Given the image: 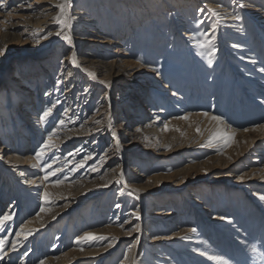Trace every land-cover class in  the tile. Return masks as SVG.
Segmentation results:
<instances>
[{
    "label": "rangeland",
    "instance_id": "1",
    "mask_svg": "<svg viewBox=\"0 0 264 264\" xmlns=\"http://www.w3.org/2000/svg\"><path fill=\"white\" fill-rule=\"evenodd\" d=\"M39 1L42 0H0V5H3L0 7V39L3 33L9 32L7 41L0 42V49H6L0 53V118L8 111L19 115L13 103L15 104L16 101L22 103L19 100L21 83L18 79L19 75L26 73L25 69L34 72L43 63L46 66L44 68L52 72L51 78L56 82L62 70V57L76 50L80 57L86 52L92 54L99 52L98 57L100 56L102 61L108 63L115 61L114 63L126 68L130 73L140 70L142 81L136 85L140 88L131 89L130 99L139 91L144 90V93L139 94L147 95V88L149 90L155 88L158 89L156 94L164 92L166 98L173 100L169 97L170 88H163L166 79L176 80L185 87L186 79H190L189 85H192L196 80L193 77L197 76L198 82L194 85V90L201 91L198 96L194 92L193 98L203 99L205 97L203 94L206 92L209 101L208 104L204 103L208 106L201 103L196 105L197 103L193 102L190 111L221 116L224 122L219 128L228 134L234 129L236 131L230 145H225L223 140H219L208 146V138L217 127L204 128L196 123L193 124L190 136H178L169 143L167 140H156L155 136H149L148 133L134 138L128 137L122 130L127 126L123 125L124 121L121 118L122 114L128 111V107L124 108L128 106L125 103L127 88L120 85L114 74L98 75L96 78L87 74L81 92H87L86 88L89 86L90 90L93 89V93L90 94L94 100L91 106H81L79 102L76 103L81 115L76 116L77 123L73 129L80 130L88 126L83 122H87L95 114L96 105L103 106L100 120L109 123V118L113 117L112 128L109 129L107 123L106 128L102 129L104 137L101 135L99 137V134L94 137H84L88 146L83 150L94 154L92 164L96 166L97 174L90 176L89 179L83 178L81 185H73L72 180L67 183L71 184L70 186L57 187L51 193L52 199L57 197L58 193H61L62 197L59 203L53 202L52 207L56 210L52 211L54 220L50 221L52 225H47L49 229L43 227L40 236L33 241H27L26 248L20 252L13 253L12 242L16 238L17 231L31 217L41 212L44 202H40L38 198L41 195L30 198L23 191L27 188L23 186V181L21 185L16 184L15 188H10L12 183L16 182V174L11 171L15 169L11 165L8 167L9 154H0V168L3 169L1 172H4L0 174L7 176L5 180H0V196L3 183L8 191V196L0 201V215L11 208V203L15 201V189H18L19 196L17 221L12 229L8 226L7 231L0 232V239L7 238L4 250L0 252V256L3 257L0 259V264H40L41 261L45 262L52 256L58 259L57 264H99L97 262L100 258L102 261L100 264H120L128 247L135 243L139 236L141 242L135 256L139 264H158L159 260L155 256L169 257L175 260L176 264H187L175 251L180 243H175L173 240L174 235L183 233V236L190 237L188 245H191L189 246L191 249L202 246L208 252V257L204 259L200 256L196 259L190 257L194 262L188 264H264V260L261 259L264 257V199L259 201L253 198L254 193L264 196V127H257L264 125L262 103L264 89H260V84L256 82L255 84L249 82L244 87L242 81L229 67V62L237 53L236 48H233L237 44L235 37L240 40L238 41L240 44L245 43V39L248 42L256 40L264 57V0H111L99 6L93 3L96 0H72L70 14L75 17L73 14L77 10L88 11L90 16L86 20L90 19L89 17L97 20L100 24L98 27L100 32L89 29L81 33V27H77V21L73 20L71 33L74 46H69L56 36L42 48L33 46L35 42L27 38V27L18 24L21 22V16L25 17L29 11L39 9ZM240 3L245 6L239 7ZM29 4L31 7L28 6ZM18 5L28 6L29 9L19 13ZM208 7L217 9L221 13L213 40L217 51L211 57L213 60L211 66L207 64V51L204 50L203 57L198 55L197 52L201 50L194 46L195 41H192L190 36L187 37L195 32L198 38L203 39L200 33L208 30L209 26L215 23L216 18L199 11ZM259 14L261 16H258ZM201 19L205 23L197 26V21ZM229 19H234L238 23V29L225 28L230 24ZM13 25L16 26L15 29H11ZM57 29L58 26L53 31ZM237 30L240 31V35L250 37L240 36ZM82 39L84 41H81ZM137 60L140 63H137ZM235 63L237 65V62ZM222 70L226 73L221 78L219 90L208 91L207 87L200 83L199 74L203 71H214L210 74H213L212 78L202 77L203 82L210 81V84L213 82L214 85L219 81ZM37 75L33 74L37 79H43V75ZM248 87L256 91L261 90L260 95H255L262 102H253L252 92ZM44 94L42 87L41 98ZM35 96H32V101L35 100ZM215 98L218 103L216 110L212 111V99ZM176 100L177 97L174 101ZM33 106L36 108L35 102L31 103L30 108ZM148 106L149 104L145 105L148 112L144 108L146 116H149ZM108 107L114 112H109ZM37 109L38 107L32 112H36L34 115H26L24 122L21 123L26 124L29 140L32 138L31 134H35L36 131L34 127L36 120L31 119L30 116L39 117L42 113L41 108ZM62 111L58 112L55 119L62 114ZM172 113L171 117H180L179 111ZM10 116L16 115L10 114ZM55 119L52 121L53 125L57 122ZM2 124H5L4 120ZM245 128L249 130L243 131ZM112 132L116 133V139L113 138ZM117 139L120 145L119 151L116 147ZM41 140L40 138L33 146L28 145L25 151L33 156ZM193 140H197L200 144L193 145ZM158 142H163L161 148H158ZM5 143L0 142V149ZM78 145L77 142L71 144L63 150V155ZM86 152H82V158L88 155ZM161 152H167V155H159ZM101 157L104 159L101 160ZM188 160L190 162H187ZM46 161L39 167H33L40 170L41 175H35L36 170L32 173L34 178H40L39 183L41 182L43 186L55 184L56 181L52 177L48 178V182L44 179L53 169L46 167L51 159ZM188 165L191 168L180 171ZM139 171L144 176H138ZM121 172L123 179L120 184H116L115 181L120 179ZM241 176L244 177L243 180L240 179ZM19 178L20 181L25 180L22 175H19ZM120 189H123L122 195ZM42 191L43 188L39 192ZM13 194L14 196L11 197ZM37 200L39 203L36 202ZM117 204L120 205L119 208L116 207ZM48 207L49 205L46 204L43 208ZM103 209L106 212L100 214V220L95 216L91 218L93 213ZM132 212L138 214L140 219L137 220L136 214H131ZM217 217L227 223L218 221ZM92 219L97 221H91ZM83 221H88L87 225L78 227ZM138 221L141 229L135 233L131 229ZM120 224H123V228ZM163 225L166 227H162ZM189 227L195 228L196 232L182 230ZM64 228L70 230L66 237L63 235L61 240L63 245L53 249L57 236H61ZM87 228L107 230L109 235L104 237L112 240V247H107L108 241L101 240L102 242L99 241L87 249H100L101 256L97 258L79 256L74 252V249H77L73 243L75 237ZM160 233H163L164 239L155 242ZM180 239L184 238L180 237Z\"/></svg>",
    "mask_w": 264,
    "mask_h": 264
},
{
    "label": "bare ground",
    "instance_id": "2",
    "mask_svg": "<svg viewBox=\"0 0 264 264\" xmlns=\"http://www.w3.org/2000/svg\"><path fill=\"white\" fill-rule=\"evenodd\" d=\"M106 1H111V0H100V1L96 0V1H93V3H95L96 6H99ZM59 2H60V0H42V1H39L40 6H39L38 10H36V11L31 10L29 12L27 11L29 14L25 17L20 15L22 19H21V22L18 24H20L19 26H26L27 27V38H29V40L33 41V43L35 42L33 44V46L37 45L40 48L45 47L49 43V41H52L56 38L55 32L58 29L56 31H53L57 27V25L54 23L52 18L56 15L57 9L52 7V6L59 3ZM28 9H29L28 6L18 5L17 12L23 13L24 11H26ZM32 11L34 12L33 14H32ZM73 15H75V18H76L75 21H77L76 26L81 27V30H80L81 33L84 32L85 30H89V29H94V30L96 29L100 32V30L98 29V27H100L99 26L100 24L97 20L91 19L93 17H89L90 19L86 20V18H88V16H90V15H88V11L77 10ZM258 16H261V15L259 14ZM229 20H231L230 24L228 23L229 25H226L227 27H225V28H227L228 30H231L232 28L238 29V23H236L234 21V19H229ZM240 23L242 24V22H240ZM15 28H16L15 25L11 26V29H15ZM48 31H51L53 34L51 36H49L48 39H43L44 34ZM237 33H239V35H240L239 30H237ZM8 35H9V32L3 33L2 38L0 39V42L5 43L7 41ZM231 35H233V34H231ZM188 36H190V35H187V37ZM240 36L250 37L248 35H240ZM234 39H235L237 44H236V46L234 45L233 48H236L237 53L235 55H233L234 56L233 60H231L229 62V64H230L229 67L232 69V73H235V76L239 77V80L242 81V82L241 81L240 82L243 83L242 85H244V87L246 85H248L249 82H250V84L256 82V83L260 84V87L257 85L260 89H264V57L261 54V48L259 47V44L257 43L256 40H252V41L248 42V41H246V39L244 40L245 43L240 44L238 42L240 40L236 39V37ZM81 41H84V39H82ZM73 52L76 55V60H77L78 66L73 65L71 63V56H72ZM77 54H78V52H76V50H72L68 56L62 57V61H61L62 70L60 72V75L57 77L56 82L53 81L51 78L52 72L50 70H47L48 68H44L46 66H44L43 63L41 64V67L37 68L34 72H31L32 70L27 71L25 69L26 75L25 74L19 75V79L17 78L19 83H21V87L19 88L20 89L19 100L22 103L21 104L18 103L19 101H16L15 104L13 103V105L18 109L19 115L12 113V111H10L11 113L8 111L7 113L3 114V116L0 118V142H6L2 146V148L0 149V154L1 155L2 154L6 155L7 153L9 154L8 155V159H9L8 163H10V164L8 167H10V165L12 167H14L13 169H15V170H11V171H12V173L16 174V182H13L10 188H15L17 186L16 184H20L23 181L24 182L23 186L27 187L26 189H23V191L26 192V194L29 195L30 198L38 197L39 195H41L40 197H38V198H40V202H44V205H46V204L49 205L48 208H45L44 211L39 212V214L37 216L31 217L23 225L24 231L25 232L31 231V235L27 236L26 239H25L23 233L19 236L16 235V238L14 240L16 242V250H13L11 248V250H13L12 251L13 253L20 252V250H23L24 248H26L27 241H33L34 238L40 236L41 235L40 230L43 227L48 228L47 227L48 224L52 225V223L50 222V221H54L53 217H52V213H53L52 211L56 210V209L54 210V207H52V206L54 204L59 203L61 201V197H62L61 193H58V196L57 197L53 196L54 199H52L51 193L57 187L59 188V187L70 186L71 184H67V183L72 181V180L74 182L73 185H81L83 183V181H82L83 178L89 179V178H91L90 176H94L95 174H97V170L96 171L92 170V166H93L92 161L95 158L94 154L93 153L90 154L89 152H86V150H83L84 147L88 146V143L86 142V140H84V137H86V136L94 137L97 134H99V137H100V135L102 137H104V135L102 133L103 132L102 129L106 128V124L108 122H103L101 120V124H99V125L94 124V120H97V119L100 120V116L103 114L102 113L103 106L96 105L95 114L92 115L90 120H88L85 123L83 122V124H87L88 126H84L83 128L81 127L82 129H80V130H77V129L74 130L73 129L74 125L77 123L76 116L81 115L79 107L77 106L78 104H76V103L79 102V104L81 106H83V105L84 106H89V105L91 106L92 101L94 100V98H91L92 94H90L91 92L93 93V89L90 90L89 86H87V88H86L87 92H85V93L81 92L82 91V84L86 80L87 74H89L88 76L93 77L92 75H90V73H94L95 76L93 78H96L98 75L108 76V75L114 74L115 79L119 80L120 85H124L127 88L125 103H127L128 106H124V108L128 107V109H127L128 111L126 113L122 114L121 118L124 121L123 125L127 126L126 128H124L122 130L125 131V135H127L128 137L134 138L136 136L148 133L149 136L150 135L155 136L156 140H159V139H161L162 141L167 140V142L169 143L172 141V139H174V138L176 139L178 136H183V135L186 137L190 136V134L192 133L191 131H193L192 129H193L194 123L200 124V127L212 128V129H214L215 127L221 126V125L217 126L216 122L211 121L209 118L203 116L202 113H192L190 111V108L192 107L193 102L197 103L196 105L201 103L204 106H208V105L204 104V103L208 104V101H209V99L207 98L206 92L205 93L203 92L204 93L203 95H205V97H203V99H194L193 98L194 92L197 93V96H198V94L201 91V90L200 91L194 90V85H196L198 82L197 76L193 77V78H196V80H194L192 82V85H189V82H191L190 79H186L185 87H183L180 84V82H178L176 80L174 81L172 79L171 80L166 79V81H165L166 85L163 84L164 85L163 88H165V89L170 88L171 93H170L169 97L173 100H170L168 97L166 98L163 95L164 92L159 93V95L156 94V90H158V89H155V88L154 89L151 88L150 90L147 88L146 89L147 95L146 94L145 95L139 94V93H144V90L139 91L138 93H135V95H133V97L130 99L129 95H130L131 89L132 90H139V88H140L139 86H136V85L140 84L142 81V77L140 76L141 75L140 70L130 73V72H128V70L126 68L125 69L121 68L120 65H118L117 63H114L115 61H111L109 63L106 61H102L100 59V56L98 57V55H100L99 52H94L93 54L90 52H86L83 55V57H80ZM253 61H255V63H253ZM235 62H237V65ZM45 65H48V64H45ZM47 67H49V66H47ZM69 73H71V75H69ZM211 73H214V71H203L201 74H199V76L201 79L200 83H202L203 86H205V88L207 87L208 91L212 90V92H213L215 90H219L218 88L220 87V84H221V78H222V76L225 75L226 72L224 70H222V72L219 75L220 76L219 81L215 82L214 85H213V82L210 84V81L206 82V80H205V82L207 83V85H205L204 84L205 82H203L202 79L203 78H206V79L212 78L213 74L210 75ZM33 74L35 76H38L37 74L43 75V79L39 80L35 76H33ZM28 76L30 78L26 79L25 77H28ZM32 78H34V79H32ZM29 80L31 83L29 82ZM25 81H26V83H24ZM52 81L55 82V84H53ZM72 81H74V82H72ZM79 82H81V83L79 84ZM40 84H41V88L44 87V91H45V94L43 95L42 98H41L42 95H40V91H41ZM161 86H162V84H161ZM200 88H202V87H200ZM248 88H249V91L252 92L253 102H255V103L262 102V100L259 99L255 95V94L260 95L261 90L256 91L253 88H250V87H248ZM192 89H193V91H192ZM177 91H178V94H176ZM149 92H151V94ZM173 93H175V95H173ZM148 94H150V95H148ZM160 94H161V96H160ZM34 95H36L35 100L32 101V96H34ZM175 97H177L176 101H174ZM184 97H185V99H184ZM75 98H76V100H75ZM127 99H128V101H127ZM203 100H204V102H202ZM170 101H172V102L174 101V102L171 103ZM34 102H35L36 108L37 107H38V109L41 108L40 112H43L44 110H46L48 108H52V113L46 119V121H41L39 119L40 116L39 117H31L30 116L31 119L35 118V120H36L34 123L35 124L34 127L36 128V131L38 133L35 131V134H31L32 138L29 140L27 138L29 131L26 128V124L25 123L21 124V123L24 122L26 115H30V114L34 115L36 113V112L32 113L34 110L36 111V108H34V106L32 108H30L31 103L33 104ZM195 103H194V105H195ZM217 103H218V101L216 98L212 99V106H213L211 109L212 111L216 110ZM262 103L264 104V101ZM146 104H149L148 107H150L149 116L145 115L146 114L145 111L148 109V108L146 109V107H145ZM170 104H171V106H170ZM227 104H229L228 101H227ZM65 109H67V111H65ZM87 109H88V107H87ZM227 110H228V105H227ZM60 111H62V114L59 115V117L57 119H55L58 112H60ZM108 111L111 113L114 112V110H112L111 107H108ZM173 111L174 112L179 111L181 114L183 113L182 115H180V113H179V116L180 117L187 116L188 119H177V117H175V116L171 117L173 114L172 113ZM147 112H148V110H147ZM10 114L16 115V116L12 117V116H10ZM107 115H109V114H107ZM209 115L211 116L212 114H209ZM70 116H72V117L69 118ZM150 116H152V117L149 118ZM54 119L57 122L60 119H63L65 121V126L62 128H59L57 136L53 137V142L56 144V148L47 151L44 155L43 161H36L33 158L34 155L31 156L30 154H28V152L25 151L26 147H28V145H29V147L35 145L39 141V139L41 138L42 140L36 148V149H38L39 146L47 138L48 133L51 132L54 127H56L57 122L55 123V125H53V123H52V121ZM110 119H113V117L111 116ZM3 120H4L5 124H2ZM165 124L168 125L167 130H165V127H164ZM131 125H133V126H131ZM96 129H100V131H97ZM138 129H139V131H137ZM13 139H14V142H12ZM75 142L79 143V145L76 148H74L72 151H69L63 155V153H62L63 150L65 148H67L68 146H71V144H73ZM192 142H193L192 143L193 145L194 144L195 145L200 144V142L198 143L197 140L196 141L193 140ZM157 144L159 146L158 148H161V146H163L162 145L163 142L162 143L158 142ZM192 144H191V146H193ZM77 149H80V151L76 152ZM82 152H86L88 155H86L85 157H90V158L89 159H85V157L82 158V155H81ZM68 153H74V155H68ZM165 154L167 155V152L166 153H163V152L159 153V155H161V156L162 155L165 156ZM49 159H51V162L49 164H51L52 168H53L51 172H55L54 176L49 175V177H52L53 180H63L64 181L62 184H60L58 186L55 184H52V185L50 184L49 186H47V184H45V186H43L42 184H40L41 182L39 183L40 178L39 179L37 177L34 178L32 175L34 170H36L35 175H41L42 172L40 170H37L36 168H33V167H34V165H37V164L42 165L45 162H47L46 160H49ZM81 161H83V167H78V165L81 163ZM187 162H190V161L188 160ZM188 168H191V166L188 165L185 168L181 169L180 171H183L184 169H188ZM2 170L3 169L0 168V172ZM1 173H4V172H1ZM142 173H143V171H142ZM19 175L24 176L25 180L21 179V181H20ZM138 176L142 177L144 175L141 174V171H139ZM6 178H7L6 175L0 174V180H5ZM30 180H35L36 183L35 184L27 183V181H30ZM48 181H49V179H47V182ZM3 185L4 186H3V189L1 191L2 194L0 196V201H3L4 198H6V196H8V191H6L5 183H3ZM42 188H43V191L40 193L39 191ZM15 190H16V192L14 193L15 196H14V194L11 196V197H13V196L15 197V199H14L15 201H13L11 203V208L8 209V212H11L13 214L12 220L7 222L8 226H11L10 229H12L13 225L17 221V211H18L17 207L19 204V201H17V199H19V196H18V189H15ZM45 191H47L49 193V197H48L47 202H45L44 197H43V193ZM260 197L261 196L258 193H254V195H253V198L255 200L260 201V199H261ZM54 201H55V203L53 204ZM261 201H262V199H261ZM36 202L39 203V200H37ZM44 205L42 204L41 208H43ZM8 212H6V213H8ZM105 212H106L105 209H103L101 211H97V212L92 214L91 218L93 216H95V217H97L98 220H100L101 219L100 214H105ZM54 214H55V212H54ZM131 214H136V213L132 212ZM214 218H216V217H214ZM97 219H92L91 221H97ZM217 219H218V221H220L222 223H225V224L227 223V221H225L223 219H219L218 217H217ZM87 223H88V221H83L79 224L78 227H81V226L84 227L87 225ZM137 224L140 225L139 221ZM164 226L166 227V225H163L162 227H164ZM191 228L192 227H189L188 229H182V230H186L188 232H191V231H189V229H191ZM140 229H141V225H140ZM69 230H70V228H64L63 232L61 233V236H59V235L57 236V240H56V243H55V246L53 247V249H56L57 247L63 245L61 240L63 238V235H64V237H66L68 235ZM10 231H9V233H10ZM20 231H21V228L17 232H20ZM85 232H92L98 236H108L109 235L107 230L103 231L100 229H89V228H87L84 231H82L83 234ZM82 233L78 234L75 238L80 236ZM162 234L163 233H160V236H158V238L155 239L154 241L155 242H161V240L164 239L162 237ZM183 235H184V233L180 234V235L176 234V235H174L173 240L175 243H180L177 246V248H175V251L177 252V255L179 257L184 258L185 263L187 262V264H188L190 262H194L191 258L196 259V257L198 258L200 256L201 258L204 259L205 257L206 258L208 257V252H206L204 250V248H202V246H200L201 248L197 247V249H194V250L191 249V247H189L191 245H188V244H190V241H189L190 237L188 235H185V236H183ZM180 237L184 238V239H180ZM140 238L141 237L139 236V238H138L139 243L141 242ZM143 240L144 239L142 238V241ZM166 240H167V238H166ZM181 240H183V241H181ZM75 241H76V239H75ZM98 242L99 241H93L91 244L85 243L82 245H77L76 242H73L75 244L74 245L75 248L77 247V249H74L75 250L74 252H75V254L77 253V255H79V256H87V257L88 256H95V258H97V256L98 257L101 256L100 255L101 253L99 254L100 249L99 250L98 249L87 250V249L91 246H94ZM139 243L136 245L135 248L132 249V252L129 253L127 251L125 253L128 255V259L122 260L123 264H133V262H135V264H139L138 262H136L138 260H136V258H135ZM197 246H198V244H197ZM81 248H83V250H81ZM104 253H102V254H104ZM7 255H8V253H7ZM155 257L159 260L158 264H176L175 260H173L169 257H166V258H163L162 256H155ZM183 258H182V260H183ZM57 260L58 259L56 257L52 256V257L46 259L45 262H47V264H53L54 262L56 263ZM101 262L102 261L100 258V260L97 263L100 264ZM120 264H121V261H120Z\"/></svg>",
    "mask_w": 264,
    "mask_h": 264
},
{
    "label": "snow or ice",
    "instance_id": "3",
    "mask_svg": "<svg viewBox=\"0 0 264 264\" xmlns=\"http://www.w3.org/2000/svg\"><path fill=\"white\" fill-rule=\"evenodd\" d=\"M3 5H0V7H2ZM29 7H31V4L28 5ZM72 0H60L59 3L53 5L52 7L58 9L57 14L52 18L54 23L58 26V30L55 32V35L57 37H59L60 39H62L63 41H65L69 46H74V39H73V35L71 33V29L73 27V20H75L76 18L74 16H72L70 14V10L72 8ZM245 5L243 3L239 4V7L243 8ZM199 11L201 13H208L209 15H211L212 17L216 18L215 23L211 24L209 26V29L206 31H203L200 33V36L203 37V39L198 38L197 33L193 32L190 34V39L192 41H195V47L197 49H200L201 51H198L197 54L200 55L201 57H203L205 55V51H207V64L209 66H211L213 64V60H212V56L215 53V51H217V49L214 47L213 44V40L215 37V32H216V26L219 23V19L221 16V13L219 11H217V9L214 8H202L199 9ZM205 21L204 20H198L197 21V26L204 24ZM53 33L51 31H48L44 34L43 39H48L49 36H51ZM6 49H0V53H2L3 51H5ZM71 63L73 65H77V60H76V55L73 52L72 56H71ZM137 63H140L139 60H137ZM253 63H255V61H253ZM78 66V65H77ZM69 75H71V73H69ZM90 75H92L93 77L95 76L94 73H90ZM173 95H175V93H173ZM54 107V106H53ZM65 111H67V109H65ZM98 111V110H97ZM52 113V108H48L46 110H44L42 112V114L40 115L39 119L41 121H46V119L50 116V114ZM203 116L209 118L211 121L216 122L217 126L223 124V118L221 116H217V115H209L208 112H204L202 113ZM177 119H188L187 116H182V117H177ZM94 124L99 125L101 124V120L97 119L94 120ZM65 126V121L63 119H60L57 122L56 127H54L52 129L51 132L48 133L47 138L44 140V142L39 146V148L35 151L34 154V159L36 161H43L44 155L47 151L56 148V144L53 142V137L57 136L58 134V130L59 128H62ZM81 127H83V125H81ZM165 130H167L168 125L165 124ZM257 127H264V125H258ZM108 128L111 129L112 128V124H111V119L109 118V123H108ZM97 131H100V129H96ZM249 129L245 128L243 129V131L247 132ZM139 131V129L137 130ZM235 129L232 131L231 134H228L227 132H225L223 129L217 127V130L214 131L208 138L207 144L208 146H212L214 142L219 141V140H223V142L225 143V145H230L231 142L233 141L234 137H235ZM197 132H199V129H197ZM112 136L114 139H116V133L112 132ZM116 147H117V151H119V141L117 139V143H116ZM80 149H77L76 152H79ZM68 155H74V153H68ZM54 158V157H53ZM90 157H85V159H89ZM104 157H101V160H103ZM34 167H39V164L34 165ZM47 168H51L52 165L51 164H47L46 165ZM78 167H83V161H81V163L78 165ZM92 170L96 171L97 168L95 165L92 166ZM115 171V170H113ZM49 175L54 176L55 172H49L47 175H45L44 179L47 180L49 178ZM101 179H103V177H101ZM121 179H123V172L120 173V179H117L115 181L116 184H120ZM241 180L244 179L243 176L240 177ZM64 181L63 180H56L54 183L55 185H60L62 184ZM27 183H31V184H35L36 181L35 180H30L27 181ZM107 186V185H105ZM138 191V190H137ZM120 194H123V189H120ZM43 197L45 202L48 201V197H49V193L47 191H45L43 193ZM261 199H264V196L260 197ZM117 208L120 207L119 204L116 205ZM44 208H41V211H44ZM12 216L13 214L11 212L5 213L3 215H0V232H5L8 229V221L12 220ZM136 219L139 220L140 217L138 214H136ZM120 227L123 228V224H120ZM131 231H135V232H139L140 231V225L139 224H135ZM189 231L191 232H196L195 228H191L189 229ZM23 233L25 239L27 238V236L31 235V231H24V227L23 225H21V231L17 232L16 235L19 236ZM115 238H113L114 240ZM101 240H105L108 241L107 247H112V240H109V238L104 237V236H98L95 233L92 232H85L83 235H80L76 238V244L77 245H82V244H91L93 241H101ZM7 243V238L5 237V239H0V252H2L4 250V246ZM139 243V240L137 239L135 241V243H133L132 245H130L128 247V252H132V249L136 247V245ZM12 249L16 250V242L13 241L12 242ZM81 250H83V248H81ZM7 253H5L6 255ZM27 253H25L26 255ZM0 259H3L2 256H0ZM128 259V255L125 254L124 255V260ZM262 260H264V257H261ZM40 264H45L44 261H41ZM121 264H123V261H121ZM133 264H135V262H133Z\"/></svg>",
    "mask_w": 264,
    "mask_h": 264
}]
</instances>
